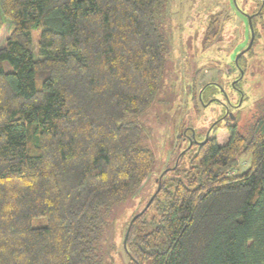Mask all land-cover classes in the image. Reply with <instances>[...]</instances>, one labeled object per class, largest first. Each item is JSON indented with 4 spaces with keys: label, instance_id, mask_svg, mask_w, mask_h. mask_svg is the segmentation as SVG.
<instances>
[{
    "label": "trees",
    "instance_id": "16d2710c",
    "mask_svg": "<svg viewBox=\"0 0 264 264\" xmlns=\"http://www.w3.org/2000/svg\"><path fill=\"white\" fill-rule=\"evenodd\" d=\"M166 2L0 0V264H107L108 217L155 171L128 117L161 88ZM261 108L246 133L231 125L223 145L211 133L167 167L129 230L131 264H264ZM242 154L251 166L234 174Z\"/></svg>",
    "mask_w": 264,
    "mask_h": 264
},
{
    "label": "rangeland",
    "instance_id": "374dc122",
    "mask_svg": "<svg viewBox=\"0 0 264 264\" xmlns=\"http://www.w3.org/2000/svg\"><path fill=\"white\" fill-rule=\"evenodd\" d=\"M260 6L261 0H167L164 8L157 10L159 27L168 39L161 88L148 109L128 117L142 125L144 143L156 155L155 171L141 193L108 217L102 239L103 247L110 253L107 264H131L124 250L129 222L157 189L156 178L167 167H174L178 161L187 166L197 149L188 140L192 139L191 130L197 132L200 140L211 131L223 145L230 137L228 127L236 124L246 133L262 110L263 16L255 20L252 47L237 59L251 39L246 13H256ZM33 36L38 55V29ZM211 82L220 84L222 89L210 87L200 100L202 89ZM250 166L251 155L242 154L233 173H243ZM42 222L43 219L36 221Z\"/></svg>",
    "mask_w": 264,
    "mask_h": 264
},
{
    "label": "water",
    "instance_id": "95a60500",
    "mask_svg": "<svg viewBox=\"0 0 264 264\" xmlns=\"http://www.w3.org/2000/svg\"><path fill=\"white\" fill-rule=\"evenodd\" d=\"M249 21H250V29H251V39H250V42H249V45L247 46V48H245L243 51H241V52L237 55V59H238L242 54H244L246 51H248V50L252 47V45H253V43H254V40H255V29H254V26H253L252 18H251V17H249ZM212 83H214L215 85H218V83H216V82H212ZM205 87H206V86H205ZM205 87H204V88H205ZM204 88H203V89H204ZM203 89H202V90H203ZM240 104H241V103H240ZM208 137H209V133H208L206 139H205L203 142H199V144H204V143H206ZM168 171H169V168H167V169H166V170L160 175V177H159V182H158V188H157L156 192L151 196V198H150L149 201L147 202V204H146V206L144 207V209H143L141 212H139V213H137L136 215H134V217L131 219L130 224H129V227H128V230H127L126 235H125V239H124V247H126V242H127V238H128V235H129V230H130V228H131L133 222H134V221H135L140 215H142V214H143V213L149 208V206L152 204V202H153L155 196L157 195V193H158V192L160 191V189H161V179H162V177L164 176V174H165L166 172H168Z\"/></svg>",
    "mask_w": 264,
    "mask_h": 264
},
{
    "label": "flooded vegetation",
    "instance_id": "af4514ba",
    "mask_svg": "<svg viewBox=\"0 0 264 264\" xmlns=\"http://www.w3.org/2000/svg\"><path fill=\"white\" fill-rule=\"evenodd\" d=\"M255 14L256 13H246V16L248 17V20H249V17H251L252 18V23L254 22V19H256L255 17H257V16H255ZM249 26H250V21H249ZM253 26H254V23H253ZM255 29V28H254ZM250 30V33H251V29H249ZM256 32V31H255ZM212 83V82H211ZM212 84H214V83H212ZM215 85V84H214ZM217 88H219V89H222V86L220 85V84H218V85H215ZM235 89H237L236 87H234ZM203 91H204V89H203ZM237 91H239L238 89H237ZM201 99H202V97H200ZM228 112V111H227ZM229 113H230V111H229ZM227 116V115H226ZM229 116H231L232 117V119H235V116L234 115H229ZM192 131V139L189 137L188 138V140H189V143L190 144H194V143H197V144H199V142H203L205 139H206V137H207V135H208V133H209V137H208V139H207V141L209 140V138L211 137V131L209 132H207L206 133V136H205V138L203 139V140H200V139H198L197 138V132H195L194 130H191Z\"/></svg>",
    "mask_w": 264,
    "mask_h": 264
}]
</instances>
